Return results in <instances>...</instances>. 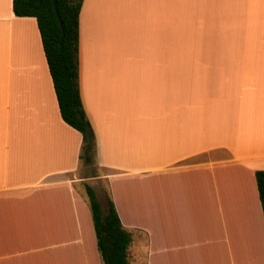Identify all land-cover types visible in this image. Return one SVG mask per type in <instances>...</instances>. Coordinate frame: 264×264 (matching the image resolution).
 I'll use <instances>...</instances> for the list:
<instances>
[{
	"label": "crops",
	"instance_id": "0c3cea01",
	"mask_svg": "<svg viewBox=\"0 0 264 264\" xmlns=\"http://www.w3.org/2000/svg\"><path fill=\"white\" fill-rule=\"evenodd\" d=\"M79 31L129 264H236L246 236L264 264V0H83ZM82 144L36 17L0 0V264H103Z\"/></svg>",
	"mask_w": 264,
	"mask_h": 264
},
{
	"label": "trees",
	"instance_id": "16d2710c",
	"mask_svg": "<svg viewBox=\"0 0 264 264\" xmlns=\"http://www.w3.org/2000/svg\"><path fill=\"white\" fill-rule=\"evenodd\" d=\"M82 5L83 0H57V14L52 0H13L16 15L37 19L61 116L82 134L80 158L83 166L96 169V134L80 90L79 22ZM255 176L264 214V170H257ZM85 188L103 264H129L128 248L132 235L123 226L114 201L109 200L108 212L103 215L95 189L89 184Z\"/></svg>",
	"mask_w": 264,
	"mask_h": 264
},
{
	"label": "rangeland",
	"instance_id": "374dc122",
	"mask_svg": "<svg viewBox=\"0 0 264 264\" xmlns=\"http://www.w3.org/2000/svg\"><path fill=\"white\" fill-rule=\"evenodd\" d=\"M96 171V172H95ZM109 173L107 170H105L104 168L100 167L99 165H97L96 169H89L86 168L85 166L81 165L80 169L77 171V175L81 178H83L85 181L82 182V189L86 191L85 185L89 184L90 186H92L97 194L98 200L100 201L101 204V208H102V212L103 215H106L109 209V200H113L112 194H111V190L109 191V184L107 182V180L104 179V174ZM91 174H96V176L93 177H88L87 175H91ZM85 176V177H84ZM262 224V223H261ZM130 231L132 233H134V230ZM246 239H244V241L242 242V245L240 247H236V264L239 261L238 257L243 260H245L244 262L242 261L243 264H258L257 261V253L255 250V245L253 244L252 240L249 241V238L246 236ZM249 245V247H247ZM248 249L247 251L245 250ZM239 251V255H237ZM264 252V249H263ZM240 255L242 257H240ZM143 256H145L144 253H141L138 256V260H140ZM131 262L132 260L129 259ZM137 260V261H138ZM238 260V261H237ZM140 264H145V262H143L142 260L139 262ZM241 262H239V264H242Z\"/></svg>",
	"mask_w": 264,
	"mask_h": 264
},
{
	"label": "bare ground",
	"instance_id": "6f19581e",
	"mask_svg": "<svg viewBox=\"0 0 264 264\" xmlns=\"http://www.w3.org/2000/svg\"><path fill=\"white\" fill-rule=\"evenodd\" d=\"M249 229H250V225H249ZM249 237H250V236H249ZM250 240H251V237L249 238V241H250ZM237 247H238V245H237ZM247 247H249V245H248ZM248 249H249V248H248ZM248 249L245 248L246 251H247ZM237 255H239V251H238ZM262 256H264V255H262ZM240 257H242V256L240 255ZM238 259H239V261L237 260V261H238L237 264H239V262L242 263V261H243V262L245 261V260H243L242 258H241V259H242V261H241V259H240L239 257H238ZM244 263H245V262H244ZM242 264H243V263H242Z\"/></svg>",
	"mask_w": 264,
	"mask_h": 264
},
{
	"label": "water",
	"instance_id": "95a60500",
	"mask_svg": "<svg viewBox=\"0 0 264 264\" xmlns=\"http://www.w3.org/2000/svg\"><path fill=\"white\" fill-rule=\"evenodd\" d=\"M52 2H53V7H54V9H55V11L57 13V0H52ZM59 19H60V17H59ZM60 23H62L61 20H60Z\"/></svg>",
	"mask_w": 264,
	"mask_h": 264
}]
</instances>
